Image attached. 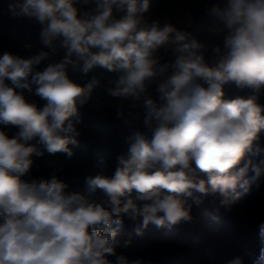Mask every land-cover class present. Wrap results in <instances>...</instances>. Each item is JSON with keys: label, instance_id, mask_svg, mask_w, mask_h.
<instances>
[{"label": "clouds", "instance_id": "obj_1", "mask_svg": "<svg viewBox=\"0 0 264 264\" xmlns=\"http://www.w3.org/2000/svg\"><path fill=\"white\" fill-rule=\"evenodd\" d=\"M90 2L10 5L13 16L41 25L47 50L29 58L0 56V125L18 129L10 137L0 128V264H109V256L116 264H144L118 254L131 244L119 238L125 217L139 236L149 224L190 222L192 205L182 197L199 193V205L202 197L219 195V207L231 211L242 197L238 188L247 193L264 183V160L242 164L250 153L264 154L256 144L264 133V106L256 95L223 98L226 84L257 93L264 88V0H217L207 10L225 32L223 46L212 49V64L190 33L146 15L149 0H95L94 8L82 11ZM61 48L65 55L56 61ZM162 49H172L171 61L162 62ZM68 66L85 74L96 67L117 73L107 94L142 101L143 124L151 132L150 138L140 131L128 138V155L116 158L114 174L86 177L87 195L66 191L55 174L31 178L33 156L73 155L69 146L78 144L82 122L78 106L100 86L95 76L75 82ZM153 83L158 99L148 94ZM24 90L44 106L30 103ZM116 114L124 115L123 104ZM258 228L252 264H264V222ZM226 264H244L243 257Z\"/></svg>", "mask_w": 264, "mask_h": 264}, {"label": "trees", "instance_id": "obj_2", "mask_svg": "<svg viewBox=\"0 0 264 264\" xmlns=\"http://www.w3.org/2000/svg\"><path fill=\"white\" fill-rule=\"evenodd\" d=\"M149 3V12L146 14L149 18L159 19L162 24L170 22L190 33V38H195L205 46L203 51L206 61L214 63L212 49L217 45L223 46L225 35V32L220 31L222 25L219 20L207 11L217 0H149ZM10 5L6 0H0V56L10 52L29 58L42 49L47 50L40 39L41 25L26 16H13ZM94 7L95 0H91L82 11ZM160 54L162 62H169L173 58L172 49H162ZM64 55L65 50L61 48L54 59L59 61ZM47 63L42 62L38 70H42ZM67 71L69 77L81 85L95 76L100 80V86L94 90L93 98L87 104L78 106L82 122L77 125L80 132L78 144L69 146L73 155L68 157L58 153L53 156L45 153L43 156H33L31 178L50 180L55 174L68 185L66 191L87 195L86 177L101 172L109 176L114 174L116 158L128 155V138L137 131L150 138L151 132L143 124L142 101H119L107 94L106 88L118 79L117 73H107L100 67L87 74L71 66H68ZM5 82L15 87L10 80ZM223 91L224 99L256 95L257 103L264 106V88L257 93L253 89H240L234 84H226ZM24 94L30 103L40 108L46 103L27 90H24ZM148 94L158 99L155 83L148 89ZM120 104H123L124 115L118 118L116 113ZM0 128L10 137L18 131L15 127L4 128L0 125ZM256 144L264 148V133H261ZM248 160L259 163L264 160V154L250 153L244 157L242 164ZM51 161L55 163H49ZM251 174L249 172L247 175ZM201 176L207 179L206 174ZM237 191L241 192L242 197L231 211L219 207V195L202 197L199 205L194 203V197L199 196V193H194L193 197H182L186 204L192 205L193 219L188 225L187 222L171 228H157L149 224L143 230V235L138 236L135 234L136 225L125 217L119 238L131 239V244L128 249H118V254L125 255L129 261L140 258L144 264H226V261L237 256L243 257L244 264H252L253 257L259 251L258 226L264 222V183L259 190L253 188L245 193L238 188ZM108 260L109 264H116L115 257L109 256Z\"/></svg>", "mask_w": 264, "mask_h": 264}, {"label": "built area", "instance_id": "obj_3", "mask_svg": "<svg viewBox=\"0 0 264 264\" xmlns=\"http://www.w3.org/2000/svg\"><path fill=\"white\" fill-rule=\"evenodd\" d=\"M8 3L10 4H14L16 2V0H6Z\"/></svg>", "mask_w": 264, "mask_h": 264}, {"label": "rangeland", "instance_id": "obj_4", "mask_svg": "<svg viewBox=\"0 0 264 264\" xmlns=\"http://www.w3.org/2000/svg\"><path fill=\"white\" fill-rule=\"evenodd\" d=\"M190 224L189 222L187 223V225Z\"/></svg>", "mask_w": 264, "mask_h": 264}]
</instances>
